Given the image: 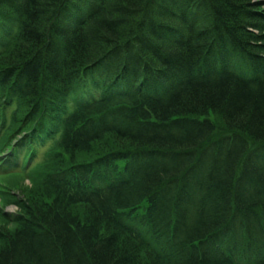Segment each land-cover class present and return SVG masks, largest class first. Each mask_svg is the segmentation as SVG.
Returning a JSON list of instances; mask_svg holds the SVG:
<instances>
[{"label":"trees","instance_id":"trees-1","mask_svg":"<svg viewBox=\"0 0 264 264\" xmlns=\"http://www.w3.org/2000/svg\"><path fill=\"white\" fill-rule=\"evenodd\" d=\"M0 1V143L53 142L0 264H264L255 0Z\"/></svg>","mask_w":264,"mask_h":264},{"label":"rangeland","instance_id":"rangeland-1","mask_svg":"<svg viewBox=\"0 0 264 264\" xmlns=\"http://www.w3.org/2000/svg\"><path fill=\"white\" fill-rule=\"evenodd\" d=\"M254 6L259 13H262L264 15V0H255ZM152 8L153 10L156 9L154 7ZM163 10H164L163 8H160V12L162 14L165 13V12H162ZM164 11H166L167 15L171 16V13H170L171 7H169L168 10H164ZM164 61L171 62L172 60L165 59ZM166 85H168L167 82L163 83L162 85H158V86L155 85V89L158 91L159 87L166 88ZM211 119L213 118L211 117ZM7 131H8V128L6 132ZM102 144L105 145V141ZM98 151L99 150L94 151L95 156H96V153H98ZM94 157L93 155L80 154V155H77L75 158L77 159L76 162H84V161L92 160ZM36 177L38 178L37 172H36V175L33 174V176L29 179H23V178H11L9 180L0 179V183L3 184V186L0 187V231L3 228H5L4 232L12 231L15 228L14 223L11 221L12 219H10V215H12L15 212H18V209L14 207L16 205L13 206V204L17 203L18 201L22 202V200H20V197L22 199H30V197H32L33 195L40 193L39 185L33 182Z\"/></svg>","mask_w":264,"mask_h":264},{"label":"bare ground","instance_id":"bare-ground-1","mask_svg":"<svg viewBox=\"0 0 264 264\" xmlns=\"http://www.w3.org/2000/svg\"><path fill=\"white\" fill-rule=\"evenodd\" d=\"M0 2H2V1H0ZM12 35H7L6 37L7 38H9V37H11ZM228 60V59H227ZM226 60H222V59H220V58H218L217 57V60H216V63H214L215 64V68L216 67H218V66H220L221 64H223L224 62H225ZM166 68V67H165ZM186 71V70H185ZM184 72V71H183ZM187 72H188V69H187ZM208 72H209V66L206 68V69H204V74H208ZM177 74H175V76H173L174 78H177V77H181V76H183V73H181V72H176ZM170 75V74H169ZM204 77V76H203ZM92 78H93V75H91L89 72H88V75H86L85 76V78H84V80L81 78V81H80V83L83 85V84H90L91 83V81H92ZM164 81V80H163ZM127 89V94L128 95H131L132 94V91H131V89L129 88V87H127L126 88ZM135 92H137L136 90H135ZM129 99H131L132 97H133V95L132 96H127Z\"/></svg>","mask_w":264,"mask_h":264}]
</instances>
